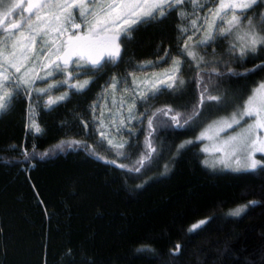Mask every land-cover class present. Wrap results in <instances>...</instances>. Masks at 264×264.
Here are the masks:
<instances>
[{
    "label": "trees",
    "instance_id": "obj_1",
    "mask_svg": "<svg viewBox=\"0 0 264 264\" xmlns=\"http://www.w3.org/2000/svg\"><path fill=\"white\" fill-rule=\"evenodd\" d=\"M247 15L258 24L264 2ZM181 35L175 9L123 40L117 64L95 75L73 73L70 83L91 81L83 91L61 84L67 73L54 75L51 83L68 98L39 107V133L27 129L22 90L0 114V264H264V169H212L199 145L186 143L227 111V95L245 97L264 81V47L240 57L232 51L236 36H217L196 54V64L186 56L184 83L144 100L137 120L121 133L124 155L93 123L104 84L146 71L138 65L167 64L183 46ZM201 81L221 104L200 106ZM169 108L168 117L154 115ZM176 113L182 126H169ZM146 141L156 151L139 172L130 171L149 151ZM245 205L240 216L229 215Z\"/></svg>",
    "mask_w": 264,
    "mask_h": 264
},
{
    "label": "snow or ice",
    "instance_id": "obj_2",
    "mask_svg": "<svg viewBox=\"0 0 264 264\" xmlns=\"http://www.w3.org/2000/svg\"><path fill=\"white\" fill-rule=\"evenodd\" d=\"M264 0H232V2L225 3L224 0H220L218 7L215 9L216 20L213 21L212 25H209L210 31L207 36L199 41L201 45H208L217 36H221L227 39L230 35H235L239 41L240 57H243L246 52H255L258 48L264 47V15L259 17V23L254 24L253 18L247 15L250 9H253L259 3ZM180 4H188L194 10L197 8H203V3L197 2V0H122L121 3H109L103 4L98 3L97 0H72V3H55L53 0H29L25 11L29 13L24 18V24L29 29L33 28L31 18L34 16L37 20L41 19V12L45 9H67L75 8L76 14L67 13L63 17L55 16L54 18L59 23L61 19L64 24L71 25L74 29H81L83 26L87 31L84 36L77 33H73L75 40L69 39L67 42V48L57 49L56 61L52 62L50 69L47 72V76H54L57 74L65 75V78L61 81V84L68 86L69 88L75 89L77 92L83 91L88 84L91 82L85 80L83 83H70L72 80L73 73L76 77L84 69H87L85 74L89 72L95 75L97 72L102 71L108 64H117L121 60V43L123 40H131L132 34L138 31L140 26L150 24L152 21L162 20L171 11L177 9ZM19 4L7 3L6 0H0V8L5 9V15L11 14L15 8H19ZM118 10V11H117ZM116 13L113 15V13ZM231 15V19L227 17ZM91 17V19H90ZM180 17L186 19V13L181 11ZM79 19L80 23L75 21ZM205 21L207 18H204ZM246 21V23H245ZM226 25V26H225ZM192 26H196V21H192ZM18 25H12V28H17ZM63 27L60 31H63ZM181 32H186V28H181ZM37 34H39V28H36ZM14 33L7 32L5 29H0V36L4 39L0 40V43L7 45L8 40ZM191 39V37H189ZM237 45L232 46V51H235ZM100 49V55H92V50ZM188 46L185 45V53L188 57L196 59V54L193 51L187 50ZM63 51V55L59 53ZM167 55V54H166ZM73 56L76 59H73ZM74 65L71 72H68L69 65ZM140 69L146 68L147 65H138ZM19 72V68L16 69ZM180 71L179 61H174L171 69L168 70L164 75L167 79L159 80V86L152 84L148 89V93L141 95L139 99L141 101L147 100L150 96L154 97L157 93L164 89H174L178 84H183L184 81L179 79L176 75ZM7 73V69H4ZM237 75V73H231ZM220 75V73H217ZM37 79L44 80L46 77L40 76ZM171 81V82H169ZM34 81L23 79V77H13L11 75H3L0 80V114H3L9 110L12 106L13 99L19 95L20 89L24 86V91H28V86ZM122 81H118L113 78L112 87L116 88ZM201 83H204L201 81ZM57 87L55 84H49L48 88L37 89L39 92L47 93L51 88ZM9 88L12 91H9ZM200 106H203L205 102L215 101L218 105L221 104L222 98L216 95H211L208 91V86L204 83L201 89ZM68 98V93L65 92L63 96H59L55 99L50 98L47 102L48 106L58 103L59 101ZM172 109H159L154 115H160L161 117H168ZM179 113L170 116V123L162 120L161 123H169L171 126L174 123L176 126H182L179 120ZM194 115H199V112H194ZM240 119L236 118L233 114L231 122H225L228 128H231L234 124H240L245 116L254 117V123L249 124L247 128H244L236 136L231 137V141H235L236 144L232 148V155L235 156L237 152L244 151V161L241 163L239 159L236 160L238 167L237 171H255L258 167L264 169V165H261V161L253 158L255 152L264 153V147H255L259 142L264 145V139L257 136L256 139L252 137L256 134L257 130H264V83L259 84L255 89L252 90L251 95L247 98L245 104L239 113ZM193 117H189L191 120ZM185 121V123L188 122ZM149 128H152L153 120H148ZM35 129L36 133H39L41 129L33 121L30 125ZM203 133L200 138H203ZM103 138L104 134L102 133ZM63 143V142H62ZM79 143V142H72ZM186 143H192L187 141ZM227 143V142H226ZM108 144L117 149L116 154L118 156L124 155L123 152L119 151L124 147V143L113 145L112 140H108ZM146 147L149 149L146 153L142 154L139 161L137 162L140 167L130 169L139 172L140 168L144 166L145 161L151 158V154L156 151L152 146L151 142L146 141ZM181 148L184 145H180ZM207 150V149H205ZM47 155V153H45ZM115 163V161H110ZM125 167V165H119ZM254 203V202H253ZM249 205L238 207L234 211L230 212V216L238 217L247 210ZM207 223V220L200 221L197 225H194L190 231H195Z\"/></svg>",
    "mask_w": 264,
    "mask_h": 264
},
{
    "label": "rangeland",
    "instance_id": "obj_3",
    "mask_svg": "<svg viewBox=\"0 0 264 264\" xmlns=\"http://www.w3.org/2000/svg\"><path fill=\"white\" fill-rule=\"evenodd\" d=\"M7 3L19 4V8H15L11 14L5 15V9L0 8V29H5L7 32L14 33L8 40L7 45L0 43V80H2L3 75H11L13 77H23V79L34 81L28 86V91H24V86L21 87L23 94L26 96L28 101L27 114H26V125L28 130L35 129L31 127V123L34 121L37 123V110L44 103L47 104L48 96L47 94H53L52 99L59 96H63L65 92H60L56 87L51 88L48 92L43 93L37 91V89L48 88L51 83L53 76H47V72L50 69L52 62L56 60L57 49H65L67 47L66 39L67 37H74L73 33L86 34V29L82 26L81 29H74L71 25L63 23V20L58 23L55 16L63 17L67 13L76 14L77 10L75 8L67 9H45L41 12V19L37 20L36 17L31 18V23L33 28L29 29L26 24H24V18L29 15L25 9L29 0H6ZM35 2V0H33ZM55 3H72V0H53ZM98 3H121L122 0H97ZM199 3H203L205 7L193 9L188 4H180L177 6V13L179 16L180 30L181 28H186V32H181V39L183 41V46H181L179 54L176 56H171L170 61L167 64L158 62L155 64L149 63L145 68L146 71L136 72L127 74L124 77L117 78L116 80L122 81L118 84L116 88L112 87V81H107L101 92L100 96V106L95 112H93V123L97 129L99 137L104 134L103 140L111 139L113 145H118L124 143L126 145V139L121 136L124 129H130V124L134 123L139 117V106L142 105L144 101H141L139 97L148 93V89L152 84H157L159 86V80L167 79L164 75L172 68L174 61H179L180 71L176 75L181 78V69L186 62L185 45L188 46L187 50L199 54L200 49L204 45L199 44L200 40H203L209 29V25L213 24L217 18L215 16V9L218 7L220 0L213 2L212 0H197ZM225 3L232 2V0H224ZM239 2V0H237ZM118 11V10H117ZM186 13L187 18L182 19L180 17V12ZM12 19L9 17L13 16ZM116 13L114 12L113 15ZM204 18H207L206 21ZM91 19V18H90ZM231 19V15L227 17ZM196 21V26H192V21ZM80 23L79 19L75 21ZM12 25H18L17 28H12ZM226 26V25H225ZM39 28V34L36 32V28ZM63 27V31L60 28ZM235 36V35H233ZM191 37V39H189ZM4 37L0 36V40ZM239 43V42H238ZM100 53L99 49L92 50L91 54L96 56ZM235 54L240 53V47L234 51ZM63 55V51L59 53ZM188 57V56H187ZM205 57V56H204ZM190 60H194L196 64V59L188 57ZM160 60V59H159ZM161 65V66H159ZM46 66V70L42 69ZM7 69V73L4 69ZM19 68V72L16 69ZM44 76L46 79L40 80L41 85H36L37 78ZM50 81L47 84V81ZM85 80H89L86 77ZM83 80L80 83H83ZM171 82V81H169ZM264 83V81L259 84ZM258 84V85H259ZM57 85V84H55ZM258 85L253 87L251 91L245 97H239L238 94L227 95L224 98V105L227 106V111L220 115L213 116L210 120L204 122L202 127L196 132V135L189 141L196 142L199 145L201 152L204 155V163L212 169L216 170H236L238 165L236 160L239 159L241 163L244 161L245 152H237L235 156L232 155V148L236 144L235 141H231V137L236 136L244 128H247L249 124L254 123V117L245 116L240 120V124H234L231 128L227 127L225 122L230 123L233 114L236 115L237 119H240L239 113L242 110L247 98L251 95L252 90ZM9 91H12L9 88ZM46 101V102H45ZM202 133L203 138H200ZM260 137L264 139V130H257L256 134L252 139ZM227 142V143H226ZM109 145V144H108ZM111 149L117 152V149L109 145ZM255 147H264L259 142ZM123 149V148H122ZM122 149H119L121 151ZM207 149V150H205ZM261 155L262 152H255L253 158L261 161V165L264 163Z\"/></svg>",
    "mask_w": 264,
    "mask_h": 264
},
{
    "label": "flooded vegetation",
    "instance_id": "obj_4",
    "mask_svg": "<svg viewBox=\"0 0 264 264\" xmlns=\"http://www.w3.org/2000/svg\"><path fill=\"white\" fill-rule=\"evenodd\" d=\"M13 16H11V17H9L8 18V20L11 18L12 19V17H14L15 15L14 14H12ZM81 36H84V34H80ZM75 37V36H74ZM73 39V40H75V38H73V37H67V39H66V41L65 42H68L69 41V39ZM67 48V47H66ZM100 50V49H99ZM101 51V50H100ZM98 55H100V53L98 54ZM73 59H76V57L75 56H73Z\"/></svg>",
    "mask_w": 264,
    "mask_h": 264
}]
</instances>
